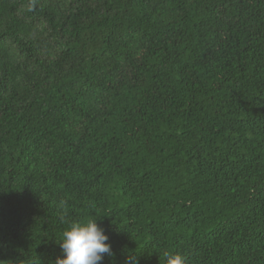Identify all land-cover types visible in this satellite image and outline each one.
<instances>
[{"label": "trees", "instance_id": "trees-1", "mask_svg": "<svg viewBox=\"0 0 264 264\" xmlns=\"http://www.w3.org/2000/svg\"><path fill=\"white\" fill-rule=\"evenodd\" d=\"M0 0V264H264V0ZM64 220H61V216Z\"/></svg>", "mask_w": 264, "mask_h": 264}, {"label": "clouds", "instance_id": "clouds-1", "mask_svg": "<svg viewBox=\"0 0 264 264\" xmlns=\"http://www.w3.org/2000/svg\"><path fill=\"white\" fill-rule=\"evenodd\" d=\"M35 0L29 6L32 10ZM61 220H64L62 215ZM96 219L70 222L65 228L57 242L62 256H58L54 264H100L105 254L112 256L111 245L107 243L108 236L104 230L97 226ZM129 264H135L131 258ZM170 264H185V258L175 255L170 258Z\"/></svg>", "mask_w": 264, "mask_h": 264}]
</instances>
